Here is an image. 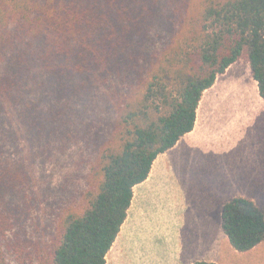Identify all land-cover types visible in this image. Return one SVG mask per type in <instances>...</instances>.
Listing matches in <instances>:
<instances>
[{"label":"trees","instance_id":"trees-1","mask_svg":"<svg viewBox=\"0 0 264 264\" xmlns=\"http://www.w3.org/2000/svg\"><path fill=\"white\" fill-rule=\"evenodd\" d=\"M240 60L264 100V0H0V131L35 121L45 80L60 96H86L93 77L114 114L88 189L43 240L26 237L15 216L8 198L28 177L0 149V264H107L134 188L193 131L204 92ZM222 227L237 252H250L264 242V210L237 197Z\"/></svg>","mask_w":264,"mask_h":264},{"label":"rangeland","instance_id":"rangeland-1","mask_svg":"<svg viewBox=\"0 0 264 264\" xmlns=\"http://www.w3.org/2000/svg\"><path fill=\"white\" fill-rule=\"evenodd\" d=\"M158 28L154 26V30ZM168 37L146 40L145 49L151 52L154 48H161ZM137 58L143 60V57ZM252 81L255 82L250 66L240 60L232 65L229 76L206 101L232 105L250 102L245 83ZM90 82L93 88H87L86 96H60L55 91L56 83L45 80L42 89L36 93L41 99L35 121L31 125L6 121L3 132L0 131L2 153L12 160L14 166L21 167L24 177H28L22 191L8 198L14 210L18 209L15 216L26 228V237L36 240L49 237L55 228L57 214L78 202L89 187L98 147L111 133L114 121L113 112L106 108L105 88L93 77ZM230 107L231 118L226 124L230 139L227 142L234 145L227 152H230L229 156H235L240 166H236L237 172L227 182L233 186L230 190L211 189V185L225 182L208 180L205 184L200 183L208 185L201 189L204 197L200 225L207 219L220 218L222 226V207L236 197L254 201L264 210V105ZM240 114L244 117H238ZM219 150L222 152V147ZM172 173L181 188L187 187L185 173L179 171L177 164ZM217 193L223 196L216 199ZM205 236H208V228L199 235L206 243L209 237ZM164 239L158 233L150 242L132 246L135 251L146 250L144 255L137 254L135 259L128 250L130 236L119 239L108 253L107 264H156L163 256ZM218 242L219 252L214 257L218 264H264V242L247 253L237 252L227 236H220ZM194 258L201 260L200 249Z\"/></svg>","mask_w":264,"mask_h":264},{"label":"crops","instance_id":"crops-1","mask_svg":"<svg viewBox=\"0 0 264 264\" xmlns=\"http://www.w3.org/2000/svg\"><path fill=\"white\" fill-rule=\"evenodd\" d=\"M230 68L218 77L212 88L204 92L193 131L182 137L172 149L158 156L148 179L134 188L128 217L116 240L117 243L119 239L130 236L127 249L134 259L137 254L144 255L146 250L142 248L135 251L132 246L138 243L141 245L144 241L150 242L155 234L160 233L165 237V245L163 256L156 264H193L199 261L218 264L214 259L219 252L218 239L226 235L220 218L207 219L202 225L198 223L203 216L204 194L201 189L208 186L200 183L208 180L225 182L211 185V189L224 191L233 188L227 182L237 172L236 166H240V162L236 163L235 156H229L230 152H227L234 145L227 142L230 139L226 128L231 118L230 106L264 105L256 81L245 83L250 102L232 105L206 101L210 93L215 92L222 80L229 76ZM241 116L244 117V114L238 115ZM176 164L179 171L185 173L187 187L181 188L173 177L172 171ZM222 196L219 193L215 195L216 199ZM205 228H208V236L205 237H209L206 243L199 237ZM125 244L127 246L128 241ZM199 249L201 260H196L195 252Z\"/></svg>","mask_w":264,"mask_h":264}]
</instances>
